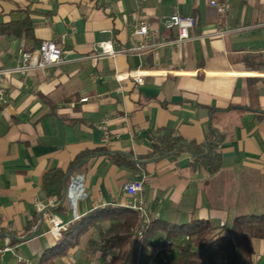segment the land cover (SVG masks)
<instances>
[{
    "label": "crops",
    "instance_id": "obj_1",
    "mask_svg": "<svg viewBox=\"0 0 264 264\" xmlns=\"http://www.w3.org/2000/svg\"><path fill=\"white\" fill-rule=\"evenodd\" d=\"M211 1L0 0V88L8 98L0 105V249H11L0 264H37L52 257L62 237L50 233L53 217L70 226L98 208L125 207L130 197L124 186L135 180L145 182L144 196L160 226L142 264H168L177 257L176 246L188 238H168L172 227L203 220L222 228L240 216L264 215V0H226L225 14ZM175 11L195 17L190 40L162 48L158 56L121 52L142 23L175 39L177 32L163 25ZM26 18L32 37L4 31ZM45 41L62 46L64 63L26 76L9 73L19 64L22 44L32 51ZM109 41L118 55L98 58L96 46ZM130 73L142 74L144 84ZM116 77L123 80L114 82ZM211 127L225 135L219 171L195 164L187 151L138 171L97 155L70 177L69 186L83 178L72 192L74 201L83 186L79 220L73 222L67 197L65 211L52 209L57 197L44 190V176L71 172L82 154L106 149L145 157L155 137L173 132L202 144ZM91 239L94 229L54 259L59 264L112 260L113 251L92 255ZM166 241L173 248L157 252ZM253 245L251 264H264V239ZM216 264H226L225 256Z\"/></svg>",
    "mask_w": 264,
    "mask_h": 264
},
{
    "label": "trees",
    "instance_id": "obj_2",
    "mask_svg": "<svg viewBox=\"0 0 264 264\" xmlns=\"http://www.w3.org/2000/svg\"><path fill=\"white\" fill-rule=\"evenodd\" d=\"M4 31L26 38L32 37L33 34L29 18L5 26ZM224 141L225 135L211 127L202 144L189 143L175 136L173 132L155 137L151 151L145 157L136 158L133 153L111 152L106 149L87 152L76 159L71 172H48L43 178V188L48 195L55 193L57 197L58 203L52 209L56 212L65 211L70 177L77 166L97 155L107 156L118 167L138 171L139 167L147 165L148 162L175 158L187 151L193 156L195 164L199 163L214 173L222 166L221 147ZM137 161L144 163L139 164ZM140 227L138 215L127 207L98 208L86 218L71 224L58 241L53 256H43L37 264H59L55 259L65 255L70 247L77 246L80 238L92 229L95 230L96 239L88 242L90 253L96 255L115 252L112 260L102 264H142L149 243L160 226L153 218L144 229L141 240L138 236ZM181 236L187 237L188 242L176 246L177 257L168 264H216L219 255L225 256L226 264H251L254 240L264 239V215L240 216L231 226L222 228H214L208 221L194 220L167 230V237L170 239ZM16 243L17 241L13 240L12 244Z\"/></svg>",
    "mask_w": 264,
    "mask_h": 264
},
{
    "label": "built area",
    "instance_id": "obj_3",
    "mask_svg": "<svg viewBox=\"0 0 264 264\" xmlns=\"http://www.w3.org/2000/svg\"><path fill=\"white\" fill-rule=\"evenodd\" d=\"M211 5L215 7L220 14H225L229 8L228 1L226 0L225 2L212 0ZM163 25L166 30H175L177 32V37L175 39H170L157 32L151 31L149 24L142 23L131 35L129 46L121 52L125 54L138 55L152 53L155 56H158L162 48L179 47L182 43L191 39V31L196 26V19L193 16L181 15L175 11L173 14L163 20ZM217 34H223V32L218 31ZM95 51L98 58L116 57L119 53L113 48L112 42L110 41L98 44ZM20 56L21 58L18 66L9 73H21L26 76L33 71H41L50 67L59 66L65 61L64 49L55 41H45L38 49L32 51L27 50L26 45L22 44L20 48ZM129 77L139 85L144 84V76L140 73H130ZM122 80L123 78L116 77L113 81L120 83ZM83 101H87V98H83ZM7 103L8 98L6 91L5 89L0 88V105H6ZM76 182L77 179H75L70 184L67 193V198L72 209L74 210L73 222L79 220L80 218V216L77 214L76 206L78 201L83 197V186L81 185V195L73 201L72 192ZM145 188L146 186L143 180L128 182L124 186L125 193L130 197V201L125 207L135 212L141 222V227L138 230V236L140 240L143 238L144 229L153 219L148 202L144 196ZM69 224L65 223L58 217H53L50 233L54 237L60 238L62 233L67 230ZM158 248L159 249H156L157 252L162 250L168 252L173 248V244L171 241H166L164 246H160ZM10 250L11 249L8 247L0 249V256L4 252Z\"/></svg>",
    "mask_w": 264,
    "mask_h": 264
},
{
    "label": "bare ground",
    "instance_id": "obj_4",
    "mask_svg": "<svg viewBox=\"0 0 264 264\" xmlns=\"http://www.w3.org/2000/svg\"><path fill=\"white\" fill-rule=\"evenodd\" d=\"M75 186H76V188L79 189V188H80V183L77 181ZM77 195H78V196L81 195V191H80V190L77 192Z\"/></svg>",
    "mask_w": 264,
    "mask_h": 264
},
{
    "label": "water",
    "instance_id": "obj_5",
    "mask_svg": "<svg viewBox=\"0 0 264 264\" xmlns=\"http://www.w3.org/2000/svg\"><path fill=\"white\" fill-rule=\"evenodd\" d=\"M137 162H138L139 164L144 163V162H142V161H137ZM80 178H82V177L79 176V177H77L76 179L79 180ZM82 179H83V178H82Z\"/></svg>",
    "mask_w": 264,
    "mask_h": 264
}]
</instances>
